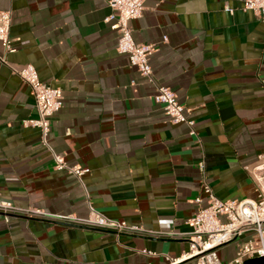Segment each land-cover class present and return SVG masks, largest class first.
Here are the masks:
<instances>
[{
	"label": "crops",
	"instance_id": "crops-1",
	"mask_svg": "<svg viewBox=\"0 0 264 264\" xmlns=\"http://www.w3.org/2000/svg\"><path fill=\"white\" fill-rule=\"evenodd\" d=\"M241 4L143 0L130 22L134 41L154 49L155 83L173 90L194 121L191 135L117 52L107 0H0L15 46L6 53L0 45V198L49 214L0 211V264H167L188 249L187 220L194 198L205 205V184L220 199L257 197L250 170L264 154V24ZM26 64L62 90L48 143L69 165L89 168L84 186L54 168L38 128L24 124L37 112L12 68ZM88 202L144 232L52 217H87Z\"/></svg>",
	"mask_w": 264,
	"mask_h": 264
},
{
	"label": "built area",
	"instance_id": "built-area-1",
	"mask_svg": "<svg viewBox=\"0 0 264 264\" xmlns=\"http://www.w3.org/2000/svg\"><path fill=\"white\" fill-rule=\"evenodd\" d=\"M107 5L110 13L104 18V22L108 23L110 28L118 34L117 52L125 55L128 63L135 67L148 82L154 84L153 100L162 106L168 120L173 124H185L189 129V134L195 135L194 121L188 117L185 107L178 101L175 92L154 81L149 63V57L154 50L152 45L137 43L132 37L130 22L141 16L144 10L143 0H107ZM240 8L243 11H251L264 24V0H242ZM226 9L229 12L233 11V8L228 6ZM10 24V12L0 10V45L6 53L15 51V46L12 45L9 36ZM0 59L6 63L4 57ZM12 71L29 87L37 112L36 118L27 119L24 124L38 128L40 141L50 151L54 168L72 174L84 186L82 177L89 172V168L69 165L63 156L56 153L48 143L52 117L63 105L61 88L40 81L36 69L31 64H26L19 69L12 68ZM199 167L203 171L202 162L199 163ZM250 173L257 184L255 199H220L213 193L210 186L204 185L205 205H201V198H194L193 202L197 208L187 220L188 249L180 256H166L167 264H183L186 261H191L192 264H243L248 258L264 256V154L258 157ZM88 210V216L84 218L73 214L52 217L77 225L110 230L116 234L144 232L141 226L111 218L94 208L89 202ZM0 211L49 216L38 208H17L9 200L1 198ZM236 241L238 242L233 256L224 262L218 255V249ZM141 252L149 255L155 254L144 249Z\"/></svg>",
	"mask_w": 264,
	"mask_h": 264
},
{
	"label": "rangeland",
	"instance_id": "rangeland-1",
	"mask_svg": "<svg viewBox=\"0 0 264 264\" xmlns=\"http://www.w3.org/2000/svg\"><path fill=\"white\" fill-rule=\"evenodd\" d=\"M235 250V242L228 243L218 249V255L225 262L231 259Z\"/></svg>",
	"mask_w": 264,
	"mask_h": 264
},
{
	"label": "water",
	"instance_id": "water-1",
	"mask_svg": "<svg viewBox=\"0 0 264 264\" xmlns=\"http://www.w3.org/2000/svg\"><path fill=\"white\" fill-rule=\"evenodd\" d=\"M243 264H264V256H257L244 260Z\"/></svg>",
	"mask_w": 264,
	"mask_h": 264
}]
</instances>
